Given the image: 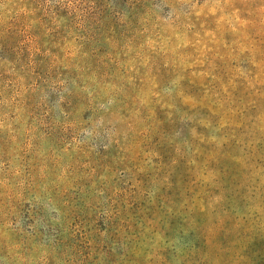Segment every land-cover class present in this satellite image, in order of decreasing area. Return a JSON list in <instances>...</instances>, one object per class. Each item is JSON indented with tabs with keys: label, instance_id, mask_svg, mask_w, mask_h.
<instances>
[{
	"label": "rangeland",
	"instance_id": "374dc122",
	"mask_svg": "<svg viewBox=\"0 0 264 264\" xmlns=\"http://www.w3.org/2000/svg\"><path fill=\"white\" fill-rule=\"evenodd\" d=\"M0 264H264V0H0Z\"/></svg>",
	"mask_w": 264,
	"mask_h": 264
},
{
	"label": "trees",
	"instance_id": "16d2710c",
	"mask_svg": "<svg viewBox=\"0 0 264 264\" xmlns=\"http://www.w3.org/2000/svg\"><path fill=\"white\" fill-rule=\"evenodd\" d=\"M62 15L63 13H59V17ZM208 235H209V232L205 227L201 226L198 229V236L200 237V242L197 245L199 246V248H201V250H203V248L206 246Z\"/></svg>",
	"mask_w": 264,
	"mask_h": 264
}]
</instances>
